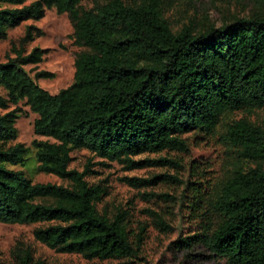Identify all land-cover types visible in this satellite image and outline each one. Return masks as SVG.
<instances>
[{"label":"trees","instance_id":"trees-1","mask_svg":"<svg viewBox=\"0 0 264 264\" xmlns=\"http://www.w3.org/2000/svg\"><path fill=\"white\" fill-rule=\"evenodd\" d=\"M25 1L0 0V38L10 27L40 18L46 7L55 6L69 13L75 42L89 49L76 56L73 82L54 93L23 66L39 62L44 48L17 50L0 60L5 89L0 91V221H49L36 226L34 236L58 251L102 259L131 255L142 237L133 243L124 211L113 217L100 212L97 202L105 188L90 183L86 170L69 167L71 151L87 147L128 168L165 163L173 159L132 155L187 150L184 132H215L224 112L264 106V15L241 16L200 32L190 24L174 31L161 0L138 5L107 0L97 9L82 8L81 0ZM31 27L26 38H33ZM41 75L52 73L38 71ZM21 99L38 113L35 131L54 137L32 141L39 170L71 184L35 182L23 169L10 166L23 164L30 148L9 143L18 136L17 108L9 107ZM221 135L232 166L209 198L206 212L216 223L212 230L182 238L181 244L202 242L227 264H264V167L248 166L250 160L264 159V130L242 117ZM202 201L199 196L195 202ZM15 254L18 264H41L29 246L17 245Z\"/></svg>","mask_w":264,"mask_h":264},{"label":"rangeland","instance_id":"rangeland-1","mask_svg":"<svg viewBox=\"0 0 264 264\" xmlns=\"http://www.w3.org/2000/svg\"><path fill=\"white\" fill-rule=\"evenodd\" d=\"M31 1L26 0L25 3ZM106 1L81 0L80 5L82 8L97 9ZM125 1L138 5L142 0ZM161 8L174 31L190 24L196 32H200L241 16L264 15V0H161ZM30 25L33 38H26ZM74 32V22L68 12H60L55 6L46 7L42 17L25 19L10 27L6 37L0 38V60L14 56L17 50L28 53L36 46L44 48L39 62L23 66L41 86L50 92H57L73 82L76 56L80 51L89 49L75 42ZM41 70H47L52 75L37 76ZM0 91L5 93L1 86ZM9 108H17L18 113V136L9 143L24 142L30 147L23 164L10 166L23 169L35 182L71 184L67 178L38 168L33 139L54 140L52 136L35 131L34 121L38 113L32 110L26 99L11 103ZM242 117L264 130V106H244L224 112L215 132L198 128L184 132L189 145L187 150L164 149L132 155L134 159L164 156L173 159L165 163L128 168L126 162L102 157L87 147L74 148L69 167L86 170V179L90 183H100L105 188L102 199L97 202L98 209L110 217L124 211L131 240L136 245L140 235V246L133 254L120 258H87L79 252L58 251L36 239L34 228L49 221H0V264H18L15 254L17 245L31 247L35 262L41 264H227L225 257L216 254L204 243L185 245L181 244V239L206 228L212 230L211 226L215 225L216 219L206 212L209 198L232 166L221 133L229 123ZM258 165L264 167V159L248 162V166ZM132 176L151 178V181L138 184L130 179ZM196 195L203 198L199 205L195 202L199 197ZM210 220L213 221L208 224Z\"/></svg>","mask_w":264,"mask_h":264}]
</instances>
